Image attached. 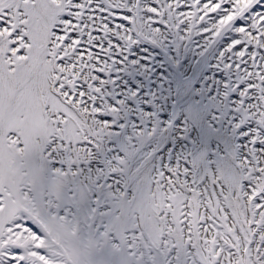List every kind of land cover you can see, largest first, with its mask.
<instances>
[{"label":"snow or ice","instance_id":"6c2138e0","mask_svg":"<svg viewBox=\"0 0 264 264\" xmlns=\"http://www.w3.org/2000/svg\"><path fill=\"white\" fill-rule=\"evenodd\" d=\"M0 264H264V0H0Z\"/></svg>","mask_w":264,"mask_h":264}]
</instances>
